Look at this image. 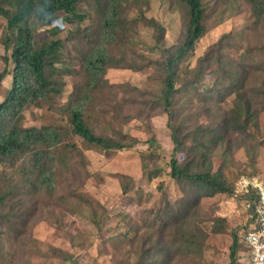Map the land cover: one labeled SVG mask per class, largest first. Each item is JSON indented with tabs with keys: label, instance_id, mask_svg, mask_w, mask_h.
Returning a JSON list of instances; mask_svg holds the SVG:
<instances>
[{
	"label": "trees",
	"instance_id": "obj_1",
	"mask_svg": "<svg viewBox=\"0 0 264 264\" xmlns=\"http://www.w3.org/2000/svg\"><path fill=\"white\" fill-rule=\"evenodd\" d=\"M125 1L91 0V15L88 10L79 11L81 0H0V28L2 21L6 24L3 43L11 51L13 63L10 86L0 103V264L14 261V253L7 248L13 245L17 225L40 203H46L45 199L53 202L66 188L68 179L63 174H70L73 166L65 155L67 151L79 152L76 138L105 152L129 149L138 142L120 132H115L116 136L96 134L92 123L105 119L126 125L133 115H123L114 102L110 103V111L99 112L90 101L100 89L107 88L104 77L108 70L124 66L122 55L115 54L114 47L130 44V30L140 21L155 30L159 56L142 55L141 66L132 63L128 68L155 69L162 75L163 87L158 101H148L150 93L137 88V97H126L125 101L147 108V117L158 110L167 115L173 143L170 177L178 183L182 197L165 207L167 217L162 229H173L167 243L160 245L158 241L156 247L143 251L136 264H172L174 257L191 252L196 243L190 237L184 239L182 226L204 198L234 194L224 164L234 150L257 139L253 132L258 130L264 113V44L248 46L236 61L226 51L233 48L235 37L245 33H227L205 51L193 70L187 71L200 40L208 32L204 0H179L187 7L185 26L181 39L169 47L164 44L165 27L154 19L141 16L130 22L124 17ZM244 1L250 8L251 29L264 28V0ZM87 22H91L90 27L85 25ZM249 26L244 29L249 30ZM68 45L77 51L80 67L74 70L80 80L64 105L67 121L26 125L31 109L43 104L54 109L56 99L63 94L58 77L70 71L57 64ZM186 72H191L193 78L188 79ZM7 75L6 69L0 71V88ZM206 78L215 81L206 85ZM230 97H234L232 109L226 112L219 108ZM194 100L202 105H192ZM101 112L110 117H103ZM201 117L206 122L201 123ZM190 133L193 137L186 146L183 138ZM183 148L186 157L181 162L178 155ZM220 150L222 161L215 168L214 157ZM148 177L157 175L150 173ZM127 189L125 186L124 191ZM255 195L254 191L242 198L254 202ZM251 208L253 213V203ZM238 252L239 239L234 235L231 264H237Z\"/></svg>",
	"mask_w": 264,
	"mask_h": 264
},
{
	"label": "rangeland",
	"instance_id": "obj_2",
	"mask_svg": "<svg viewBox=\"0 0 264 264\" xmlns=\"http://www.w3.org/2000/svg\"><path fill=\"white\" fill-rule=\"evenodd\" d=\"M204 3L208 32L200 40L187 71L193 70L205 51L227 33H245L241 38L235 37L233 48L226 51L236 61L248 46L264 44V28L251 29L250 8L244 0H204ZM84 10L92 15L91 0H81L79 11ZM186 12L187 7L179 0H126L123 15L130 22L141 16L154 19L165 27L164 44L169 47L183 35ZM85 25L90 27L91 22ZM247 25L249 30L244 29ZM5 28V21H2L0 71L6 69L8 77L0 88V103L10 86L13 69L11 51L3 43ZM62 28L65 29L66 25ZM130 32V44L114 47V53L122 55L124 66L108 70L104 77L107 88L100 89L90 105L99 112L102 109L110 111L113 105L110 103L114 102L123 115L133 116L126 125L102 119L91 126L98 135L116 136L115 132H120L138 142L129 149L105 152L96 151L76 138L79 152L67 151L65 155L73 166L70 174H63L68 179L66 188L53 202L45 199L46 203L42 206L40 203L30 216L26 215L22 224L17 225L13 245L7 248L14 253L12 264H74L75 261L79 264H136L143 251L156 247L158 241L160 245L166 244L168 234L173 232V229L167 232L162 229L167 217L165 207L176 203L182 197V191L170 177L173 143L167 115L158 110L147 117V108L125 101L126 97H137L135 88L149 92L146 99L150 102L161 97L163 82L160 72L153 68H128L132 63L141 66L142 55L158 58L156 34L141 21ZM70 46L62 50V60L57 64L58 68L70 71L58 77L63 84V94L56 99L54 109L47 104L31 109L26 116V125L63 124L67 121L64 105L74 84L80 80L74 70L80 67L77 51ZM186 73L188 79L193 78L191 72ZM206 79V85L215 81V78ZM233 100L234 97H230L218 106L228 112L233 107ZM192 105L202 103L194 100ZM103 117H110V114H103ZM206 120L200 118L201 123ZM253 133L256 141H246L224 164L234 194H221L201 201L195 214L182 226L184 239L190 237L196 246L191 252L174 257L172 264H231L234 235L239 239L237 264H250L251 255L244 237L253 223V213L250 201L235 193V184L242 177L264 178V113L258 130ZM192 137L193 133H190L183 138L186 146ZM184 148L178 155L181 162L186 157ZM221 153L222 150L216 152L215 168L221 164ZM150 173L157 177H148ZM125 186L128 188L126 192ZM78 195L82 198L79 199ZM3 230L6 231V227Z\"/></svg>",
	"mask_w": 264,
	"mask_h": 264
},
{
	"label": "built area",
	"instance_id": "obj_3",
	"mask_svg": "<svg viewBox=\"0 0 264 264\" xmlns=\"http://www.w3.org/2000/svg\"><path fill=\"white\" fill-rule=\"evenodd\" d=\"M255 191L256 198L252 203L253 223L244 240L251 255L250 264H264V178L257 176L242 177L235 184V193L249 195Z\"/></svg>",
	"mask_w": 264,
	"mask_h": 264
},
{
	"label": "crops",
	"instance_id": "obj_4",
	"mask_svg": "<svg viewBox=\"0 0 264 264\" xmlns=\"http://www.w3.org/2000/svg\"><path fill=\"white\" fill-rule=\"evenodd\" d=\"M250 261V260H249Z\"/></svg>",
	"mask_w": 264,
	"mask_h": 264
}]
</instances>
